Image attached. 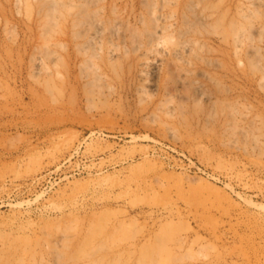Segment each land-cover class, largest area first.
<instances>
[{
    "label": "rangeland",
    "instance_id": "1",
    "mask_svg": "<svg viewBox=\"0 0 264 264\" xmlns=\"http://www.w3.org/2000/svg\"><path fill=\"white\" fill-rule=\"evenodd\" d=\"M0 264H264V0H0Z\"/></svg>",
    "mask_w": 264,
    "mask_h": 264
},
{
    "label": "bare ground",
    "instance_id": "2",
    "mask_svg": "<svg viewBox=\"0 0 264 264\" xmlns=\"http://www.w3.org/2000/svg\"><path fill=\"white\" fill-rule=\"evenodd\" d=\"M52 6V5H51ZM49 8H51V7H49Z\"/></svg>",
    "mask_w": 264,
    "mask_h": 264
}]
</instances>
